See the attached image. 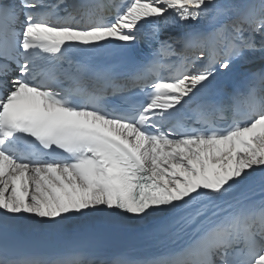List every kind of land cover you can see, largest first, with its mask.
Instances as JSON below:
<instances>
[{"label": "snow or ice", "instance_id": "obj_1", "mask_svg": "<svg viewBox=\"0 0 264 264\" xmlns=\"http://www.w3.org/2000/svg\"><path fill=\"white\" fill-rule=\"evenodd\" d=\"M172 22L188 30L158 39ZM146 29L158 47L131 70L80 58L127 54ZM257 172L259 195L237 198ZM96 216L188 237L110 264H264V0H0V232ZM0 264L104 262L5 246Z\"/></svg>", "mask_w": 264, "mask_h": 264}, {"label": "bare ground", "instance_id": "obj_2", "mask_svg": "<svg viewBox=\"0 0 264 264\" xmlns=\"http://www.w3.org/2000/svg\"><path fill=\"white\" fill-rule=\"evenodd\" d=\"M200 28L208 27L207 23L201 21ZM145 32V31H144ZM166 40H175L179 38L177 35L165 36ZM179 47V44H177ZM175 60V58H172ZM251 65H261L259 59L250 65H237L233 72L245 71ZM224 75V74H220ZM219 75V76H220ZM218 76V79H219ZM215 82V84L218 82ZM261 173L257 172L254 181L249 188H244L236 193L237 198H243L249 195H259L261 184L260 177ZM153 222L158 226V221L153 219ZM9 231L18 237H22L29 240L45 242L51 244L52 246L56 244H63L71 240H94L101 238H119L124 239L136 231L134 227L129 226L121 221L119 218L107 217V216H96V217H86L81 220L73 221L64 227H45L40 225L35 218H29L27 220L19 221L14 227L9 229ZM187 237H177V238H166L159 246H153L146 248L149 250V254L155 255L161 251V248H172L179 242L182 238Z\"/></svg>", "mask_w": 264, "mask_h": 264}]
</instances>
